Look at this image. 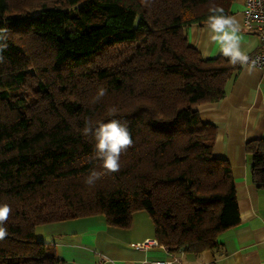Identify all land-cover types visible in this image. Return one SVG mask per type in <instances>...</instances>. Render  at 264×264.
Instances as JSON below:
<instances>
[{
	"label": "trees",
	"instance_id": "obj_1",
	"mask_svg": "<svg viewBox=\"0 0 264 264\" xmlns=\"http://www.w3.org/2000/svg\"><path fill=\"white\" fill-rule=\"evenodd\" d=\"M234 2L0 0V204L12 208L0 264H59L35 231L73 218L128 228L146 210L158 243L187 256L240 223L231 167L196 106L223 98L241 65L202 56L187 35L212 23V8L230 17ZM112 119L133 145L119 172L89 186L101 169L84 129ZM246 153L264 187V136Z\"/></svg>",
	"mask_w": 264,
	"mask_h": 264
},
{
	"label": "crops",
	"instance_id": "obj_2",
	"mask_svg": "<svg viewBox=\"0 0 264 264\" xmlns=\"http://www.w3.org/2000/svg\"><path fill=\"white\" fill-rule=\"evenodd\" d=\"M243 5L244 0H235L230 17L236 21L241 49L249 56L260 42L242 24ZM210 25L192 24L187 28L190 44L204 57L222 54ZM196 109L202 121L215 126L213 155L225 159L231 167L240 223L221 232L215 248L196 256L184 255L181 264H264V187L253 184L246 153L249 140L264 136V73L256 67L248 71L241 66L223 98L200 103ZM119 228L108 225L102 217L89 216L42 224L35 234L40 232L42 241L53 247L61 259L59 264H94L100 258L105 264H143L169 257L159 243L147 248L136 246L145 239H155L154 227L147 221L139 230L133 218L127 238Z\"/></svg>",
	"mask_w": 264,
	"mask_h": 264
},
{
	"label": "clouds",
	"instance_id": "obj_3",
	"mask_svg": "<svg viewBox=\"0 0 264 264\" xmlns=\"http://www.w3.org/2000/svg\"><path fill=\"white\" fill-rule=\"evenodd\" d=\"M144 3L147 5L149 0H144ZM210 11L214 13L210 17L212 21L210 30L215 34L213 40L218 41L221 45L222 55L231 64H240L246 67L248 71H252L258 61H250L247 53L242 51L241 38L237 35L238 28L234 18L215 15V13H222V9L212 8ZM4 48H6V44H0V51ZM0 59H2V56H0ZM106 91L103 87L99 88L93 102L106 95ZM113 111L115 110L113 109ZM84 134H90L95 141L93 158L100 162L101 169L99 171L96 169L91 170L85 178V183L91 186L104 175L119 172L121 167L120 157L132 147L133 140L127 125L115 119L106 123L102 122L95 127L89 123L84 129ZM11 214L12 208L7 203L0 204V241L5 240L8 236V230L5 225L8 223Z\"/></svg>",
	"mask_w": 264,
	"mask_h": 264
},
{
	"label": "built area",
	"instance_id": "obj_4",
	"mask_svg": "<svg viewBox=\"0 0 264 264\" xmlns=\"http://www.w3.org/2000/svg\"><path fill=\"white\" fill-rule=\"evenodd\" d=\"M242 24L245 29L259 38V48L249 55L250 61H258L256 68L261 69L264 73V0H244L242 10ZM151 245H158L155 239H145L136 244L141 248H147ZM167 252L168 248L161 245ZM169 257L165 259L156 260L153 262H144L143 264H181V259L184 257V251L180 250L177 253L169 252ZM94 264H105L103 258L98 259Z\"/></svg>",
	"mask_w": 264,
	"mask_h": 264
},
{
	"label": "rangeland",
	"instance_id": "obj_5",
	"mask_svg": "<svg viewBox=\"0 0 264 264\" xmlns=\"http://www.w3.org/2000/svg\"><path fill=\"white\" fill-rule=\"evenodd\" d=\"M98 217L101 218L102 216H98ZM133 218L135 219V224L139 226V230L144 229V226L146 225V221L149 223V225L153 227L152 220L146 210H140L136 212L133 215ZM119 229H123V232H119V233L124 235L126 238L131 235V233L128 232V228L127 229L119 228ZM134 234H137V233H134ZM41 236L42 235H40V232L35 234V238L40 241H42Z\"/></svg>",
	"mask_w": 264,
	"mask_h": 264
}]
</instances>
